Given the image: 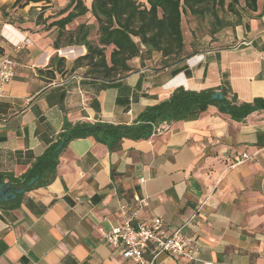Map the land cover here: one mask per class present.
Wrapping results in <instances>:
<instances>
[{
  "label": "crops",
  "instance_id": "0c3cea01",
  "mask_svg": "<svg viewBox=\"0 0 264 264\" xmlns=\"http://www.w3.org/2000/svg\"><path fill=\"white\" fill-rule=\"evenodd\" d=\"M16 1L0 0V53L17 63L14 80L0 86V183L26 180L66 121L134 125L181 87L264 100V0L256 12L241 3L231 36L225 28L185 42L190 76L173 74L178 66L163 67L154 54L134 59V71L112 82L75 66L84 47L54 49L58 29L46 26L69 13L71 0L13 8ZM93 1L84 0L88 9ZM74 22L96 24L91 13ZM56 55L65 59L61 72ZM133 213L134 225L158 216L167 228L196 215L185 233L198 241L197 260L161 255L157 264H264V110L239 123L210 106L196 120L160 123L148 140L124 139L118 151L90 137L73 140L52 182L0 202V264H137L104 240Z\"/></svg>",
  "mask_w": 264,
  "mask_h": 264
},
{
  "label": "trees",
  "instance_id": "16d2710c",
  "mask_svg": "<svg viewBox=\"0 0 264 264\" xmlns=\"http://www.w3.org/2000/svg\"><path fill=\"white\" fill-rule=\"evenodd\" d=\"M48 1L18 0L13 8H24L30 4ZM258 1L244 0V10L256 12ZM238 5L239 0H147V6L138 0H94L88 9L84 0H71L63 10V14L69 13L46 26V29H58L53 45L55 50L67 47H84L87 50L86 55L76 59L75 66L86 67V75L92 78L108 82L122 79L134 71L131 61L154 54L162 57L163 67L178 66L173 74L185 72L190 76L189 67L184 64L187 56L184 19L191 16L207 22L211 27L209 34L214 35L225 28L233 30L241 24L240 19L236 23L225 22V15L240 14ZM88 13L95 19L96 25L80 24L75 30L67 31V26ZM39 24L40 20L37 21V25ZM95 26L96 42L90 39ZM108 48L112 49L109 58L106 56ZM55 60L61 72L65 59L56 55L52 62ZM219 91L224 97L222 101L212 100L216 90L194 92L183 87L178 88L168 100L148 108L140 116L139 123L130 126L106 123L72 125L66 121L58 140L37 159L32 174L26 180L10 178L9 183L21 189L40 175V180L32 188L49 184L55 178L61 151L76 139L90 137L107 146L110 151H118L124 139L148 140L156 133L160 123L196 120L210 106L218 107L221 113L229 115L239 123L251 114L264 110L263 99L240 103L237 95L230 96L227 89L221 88ZM62 143L63 149L57 151Z\"/></svg>",
  "mask_w": 264,
  "mask_h": 264
},
{
  "label": "built area",
  "instance_id": "2783aa9c",
  "mask_svg": "<svg viewBox=\"0 0 264 264\" xmlns=\"http://www.w3.org/2000/svg\"><path fill=\"white\" fill-rule=\"evenodd\" d=\"M16 67L17 63L11 55L0 53L1 88L14 80ZM247 159L249 157L244 155L237 163H243ZM137 202L143 207L148 206L145 200L137 199ZM202 206L203 204L197 212ZM195 217L196 215L176 227L167 228L164 220L158 216L151 222L134 225L137 213H133L126 217L122 225L112 227L111 231L104 233V240L109 246L115 247L125 259L137 264H157L161 255L197 260L198 241L185 233L189 227H192Z\"/></svg>",
  "mask_w": 264,
  "mask_h": 264
},
{
  "label": "rangeland",
  "instance_id": "374dc122",
  "mask_svg": "<svg viewBox=\"0 0 264 264\" xmlns=\"http://www.w3.org/2000/svg\"><path fill=\"white\" fill-rule=\"evenodd\" d=\"M262 2H263V0H261V2H260L261 5H262ZM241 3L244 4V0H239V5H238V9L239 10H242V6L241 5H243V4H241ZM54 12L56 13L57 10L53 11V13ZM231 14L232 15H228V17L231 19V21L236 23L237 19H236L235 15L233 13H231ZM56 17L57 16H55L53 18H56ZM69 28L71 30L77 28L76 23L74 22L71 25H69ZM96 29H97V26H95V29L93 30L92 35L90 37V39L93 40L94 42H96V40H97V31H96ZM210 29H211V27H210V25L207 22H201V21H199L196 18H192L191 16H188L187 18L184 19V22H183V30H184V32L186 34L185 42H193V43H195V41L197 42V40L201 41V40H204V38H206V37H210V35H211V34H209L210 33L209 32ZM231 32H232V30L230 29V31H229V35L230 36L232 35ZM213 39H216V38H213ZM214 42L216 43L215 45H220V44L223 43V42H216V41H214ZM111 51H112L111 48L107 49V51H106L107 58H109V56L111 54ZM70 52H74V51H70ZM58 55L61 56V57L66 58V59H68V58L75 59L78 56H80L79 53H76L75 55H73L71 57V55L62 54V52L59 53Z\"/></svg>",
  "mask_w": 264,
  "mask_h": 264
},
{
  "label": "water",
  "instance_id": "95a60500",
  "mask_svg": "<svg viewBox=\"0 0 264 264\" xmlns=\"http://www.w3.org/2000/svg\"><path fill=\"white\" fill-rule=\"evenodd\" d=\"M224 99L223 95L220 92H216L212 95V100L214 101H222ZM64 143H62L57 151H60ZM41 176L38 175L30 180L26 187L21 189L13 187L10 183H0V202L8 203L16 200L19 196L23 195L28 189L32 188L34 185L38 183Z\"/></svg>",
  "mask_w": 264,
  "mask_h": 264
}]
</instances>
